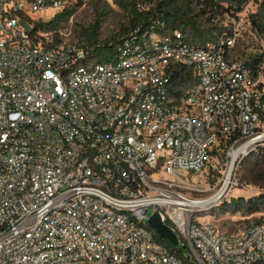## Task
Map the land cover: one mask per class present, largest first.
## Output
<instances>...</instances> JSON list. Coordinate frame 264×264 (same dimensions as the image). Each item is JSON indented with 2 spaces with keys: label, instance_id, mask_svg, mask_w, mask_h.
Segmentation results:
<instances>
[{
  "label": "built area",
  "instance_id": "built-area-1",
  "mask_svg": "<svg viewBox=\"0 0 264 264\" xmlns=\"http://www.w3.org/2000/svg\"><path fill=\"white\" fill-rule=\"evenodd\" d=\"M69 1L0 0V264H264V222L225 232L182 191L206 192L186 181L216 160L219 187L231 173L227 200L264 147V73L233 58L253 23L240 14L229 36L198 46L157 21L100 63L20 25ZM151 211L183 257L158 241Z\"/></svg>",
  "mask_w": 264,
  "mask_h": 264
},
{
  "label": "trees",
  "instance_id": "trees-1",
  "mask_svg": "<svg viewBox=\"0 0 264 264\" xmlns=\"http://www.w3.org/2000/svg\"><path fill=\"white\" fill-rule=\"evenodd\" d=\"M252 2L253 0H157L155 7L149 11H142L137 6H133L135 24L132 30L124 34L127 35L137 29H148L159 21L163 26H156L158 32L180 31L189 42L198 46H205L210 43L217 44L222 38L232 33L231 25L225 24L227 22L231 24L232 18L244 14ZM73 15L74 10L65 9L56 14L50 22L32 24L33 31L29 33L38 44L44 47L57 48L65 44L60 36L61 30ZM245 16L253 23L254 28L264 36V8L252 14L247 13ZM216 19H219L217 24L220 25L214 24ZM98 31L99 25L84 30L82 37L87 44L77 46L91 49L90 57L94 60L100 63H110L117 59V47L121 38L119 41L100 43ZM247 61L256 76L260 72L264 73V52L251 56ZM181 76L182 72L176 71L175 81L181 79L182 81L179 83H184ZM205 171L208 177L207 181L213 184L217 183L219 178L223 176V172L214 171L211 166H207ZM237 171L242 174V184L264 190V147L249 154L239 164ZM217 213L232 216L241 215L246 218L261 216L260 219H254V222L251 223L261 224L264 222V191L258 196L248 199L232 197L229 200H224L218 207ZM156 237L160 243L167 246L171 252L176 253L179 257H183L188 251L186 244H181L180 247L175 248L159 236L156 235Z\"/></svg>",
  "mask_w": 264,
  "mask_h": 264
},
{
  "label": "rangeland",
  "instance_id": "rangeland-1",
  "mask_svg": "<svg viewBox=\"0 0 264 264\" xmlns=\"http://www.w3.org/2000/svg\"><path fill=\"white\" fill-rule=\"evenodd\" d=\"M157 0H70L67 9L74 10L72 18L66 22L61 30V39L68 45H84L87 42L82 37L84 30L89 29L92 26L99 25L98 37L100 43L108 41H119L127 31L133 29L135 24V16L133 6H137L142 11L152 10L156 5ZM264 8V0H253L252 4L246 9L243 15L247 13H254ZM60 12L49 10L47 13H43L41 16L46 20H51L56 14ZM36 21H43L40 18H35ZM45 20V21H46ZM47 21V22H49ZM219 19L214 21L215 25ZM20 25L28 32L33 31V25L25 18L20 20ZM225 25H231L227 22ZM241 29V27L239 28ZM264 36L251 27L250 25L246 29L242 30V38L236 42L233 58L240 60L250 59L253 55H258L264 52ZM245 53V54H243ZM210 166H215L220 169L218 161H213ZM206 172V171H205ZM203 172L201 175L191 177L187 179V183L191 184L194 179L200 185L204 186L207 191L204 193H191L189 187H184V195L192 198V200H207L217 193L219 190L220 182L223 176L219 178L217 183L213 184L207 181L208 177ZM208 173V170H207ZM242 174L235 173L233 180L238 183L232 189L228 200L232 197H245L252 198L258 196L264 190L255 187L247 186L241 183ZM223 201H219L216 204L211 205L213 208L207 207L203 212L197 214L200 221H214L217 222L225 232L235 233L244 227L254 222V219H260L261 216L254 218H246L241 215H223L217 213L218 207ZM152 211L150 214L152 215Z\"/></svg>",
  "mask_w": 264,
  "mask_h": 264
},
{
  "label": "water",
  "instance_id": "water-1",
  "mask_svg": "<svg viewBox=\"0 0 264 264\" xmlns=\"http://www.w3.org/2000/svg\"><path fill=\"white\" fill-rule=\"evenodd\" d=\"M149 227L156 233L159 238L162 240L167 241L173 247H179V239L178 236L172 231V229L167 226L159 213H155L151 216L150 220L148 221Z\"/></svg>",
  "mask_w": 264,
  "mask_h": 264
},
{
  "label": "bare ground",
  "instance_id": "bare-ground-1",
  "mask_svg": "<svg viewBox=\"0 0 264 264\" xmlns=\"http://www.w3.org/2000/svg\"><path fill=\"white\" fill-rule=\"evenodd\" d=\"M237 156H238V154L236 153L234 155V159H236ZM231 178L232 177H231V173H230V174H228V177L225 179L223 186L220 187L218 192L216 194H214L212 197L208 198L207 200H199L198 202L188 203L187 205H189L191 207L203 209V208H206L210 205L218 203L221 200V198L223 197V195H225V193L228 192V188L231 184Z\"/></svg>",
  "mask_w": 264,
  "mask_h": 264
}]
</instances>
